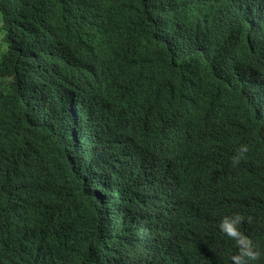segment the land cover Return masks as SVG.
Instances as JSON below:
<instances>
[{
  "label": "trees",
  "instance_id": "trees-1",
  "mask_svg": "<svg viewBox=\"0 0 264 264\" xmlns=\"http://www.w3.org/2000/svg\"><path fill=\"white\" fill-rule=\"evenodd\" d=\"M0 9V264H264V0Z\"/></svg>",
  "mask_w": 264,
  "mask_h": 264
},
{
  "label": "clouds",
  "instance_id": "clouds-1",
  "mask_svg": "<svg viewBox=\"0 0 264 264\" xmlns=\"http://www.w3.org/2000/svg\"><path fill=\"white\" fill-rule=\"evenodd\" d=\"M247 150V145H240L238 150L236 151V154L232 158V163L238 164ZM240 219L241 217L239 215H236L235 217L226 216L221 220L219 225L221 231H223L227 236L235 239L237 244L243 243V237L236 227ZM245 256L254 258L256 256V253L251 249H243L241 251V254L233 255L231 259L233 260L234 264H244L243 258Z\"/></svg>",
  "mask_w": 264,
  "mask_h": 264
},
{
  "label": "rangeland",
  "instance_id": "rangeland-1",
  "mask_svg": "<svg viewBox=\"0 0 264 264\" xmlns=\"http://www.w3.org/2000/svg\"><path fill=\"white\" fill-rule=\"evenodd\" d=\"M1 25H2V12L0 9V56L7 49L8 46L5 31L1 28Z\"/></svg>",
  "mask_w": 264,
  "mask_h": 264
}]
</instances>
